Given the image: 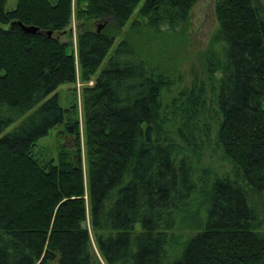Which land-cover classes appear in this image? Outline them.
<instances>
[{
	"label": "trees",
	"instance_id": "trees-1",
	"mask_svg": "<svg viewBox=\"0 0 264 264\" xmlns=\"http://www.w3.org/2000/svg\"><path fill=\"white\" fill-rule=\"evenodd\" d=\"M6 1L0 264H264V0H215L203 72L176 94L198 0ZM73 16L77 55L59 37ZM78 66L86 83L101 69L84 90L86 159L76 125L74 150L45 161Z\"/></svg>",
	"mask_w": 264,
	"mask_h": 264
},
{
	"label": "rangeland",
	"instance_id": "rangeland-1",
	"mask_svg": "<svg viewBox=\"0 0 264 264\" xmlns=\"http://www.w3.org/2000/svg\"><path fill=\"white\" fill-rule=\"evenodd\" d=\"M57 0H52L56 2ZM18 0H7L5 9L10 11L14 10L17 6ZM216 2L215 0H198L197 4L192 10L190 28L186 34V42L178 50L184 60L178 63L179 78L181 82L176 85L175 94L183 87L191 85L194 77L202 74L204 54L210 44V40L218 27V20L216 16ZM137 17L135 13L130 22L124 28L121 36L118 38L116 45L123 39V35L130 30L131 24ZM102 21L98 22L94 29L101 26ZM79 34V21L77 17L73 16L71 28L68 29V33L60 35V39L63 42L72 44V47L77 55V38ZM175 49L172 50V54H175ZM173 64V63H172ZM99 70L98 74L100 73ZM97 74V75H98ZM92 78L90 82H84L81 80L80 69L77 67V81L74 84L61 85L56 94L59 95L61 106L67 110L68 114L64 125H60L50 131L48 136L42 138L36 147L35 153L43 160L47 161L50 158L57 160L58 154L61 150L73 151L75 146V127L78 126L81 144L82 154L84 161L86 159V140H85V115H84V90L87 87H91L94 84V80L97 77ZM178 78V80H179ZM16 125L12 126L9 130H12ZM73 127V132H69V128ZM8 130V131H9ZM86 169V162L84 163ZM85 228H88L91 234L93 248L101 261L102 257L99 253L97 243L95 241L94 233L91 230L90 222L84 224Z\"/></svg>",
	"mask_w": 264,
	"mask_h": 264
},
{
	"label": "water",
	"instance_id": "water-1",
	"mask_svg": "<svg viewBox=\"0 0 264 264\" xmlns=\"http://www.w3.org/2000/svg\"><path fill=\"white\" fill-rule=\"evenodd\" d=\"M22 28L25 30V31H27V32H32V33H36L37 31H38V29L37 28H34V27H26V26H22ZM51 32L49 33V35L51 36ZM69 132H73V127H70L69 128Z\"/></svg>",
	"mask_w": 264,
	"mask_h": 264
}]
</instances>
